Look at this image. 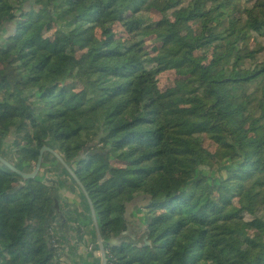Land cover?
<instances>
[{"label":"trees","instance_id":"obj_1","mask_svg":"<svg viewBox=\"0 0 264 264\" xmlns=\"http://www.w3.org/2000/svg\"><path fill=\"white\" fill-rule=\"evenodd\" d=\"M205 48L210 60L195 55ZM168 70L188 84L161 93L154 77ZM10 133L24 139L20 161L58 148L74 167L107 264H264V0H0V137ZM204 134L219 157L202 147ZM47 156L56 161L46 153L42 166ZM210 159L225 172L211 183L202 174L215 168ZM110 160L123 164L114 191V176L99 182ZM2 166L0 264H57L58 182Z\"/></svg>","mask_w":264,"mask_h":264},{"label":"rangeland","instance_id":"obj_2","mask_svg":"<svg viewBox=\"0 0 264 264\" xmlns=\"http://www.w3.org/2000/svg\"><path fill=\"white\" fill-rule=\"evenodd\" d=\"M190 0H184V5L186 3H188ZM240 5L242 6H250L254 3V0H236ZM147 17H150L153 20H157L160 18V16L155 13H148ZM200 29V22H196V23H191L189 24V27L185 30L184 35L187 36L189 34L192 33H196L198 32ZM112 31L114 32V34L116 35V38H119L121 41H124L128 38V34L125 31V28L122 27L121 24H116L112 27ZM42 33L44 38H46L47 40V45L50 46L51 45V41H52V30L51 29H42ZM263 42L262 38L258 39L257 41L252 39L249 42V47L251 50L256 49L257 46H259L261 44V42ZM145 49L146 51L149 53L150 57H154L157 56L160 53V43L152 38H147L145 40ZM82 48H76V56H79L82 52H81ZM212 48H205L199 52H197L195 55L196 56H206L208 58V60L211 59L212 56ZM162 58H159V61ZM155 81H156V86L158 88V90L161 93L167 92L169 91L171 88H173L175 86L176 83H182L183 86H186L188 84V81H185V79L178 75L174 70H168L162 73H158L155 75ZM68 86L71 87L72 92L75 93H79L81 90V83L80 82H71L68 84ZM255 110V109H254ZM253 110V111H254ZM32 134V132L30 130H28V132L26 133L25 136H30ZM1 138V137H0ZM202 147L211 155H216V156H220V154L222 153V148L218 147L211 139L208 135L204 134L202 135ZM24 139L20 138H14L13 133H10V135L3 139L1 138V142H0V156L7 160L10 159L12 161H14V165L17 166L19 169L21 168H25V171H28V173L26 174H30L34 168L36 163H25L20 161L21 159L18 157V155H16V151L20 148H22L24 146ZM55 152L62 157V154L60 153V151L58 150V148H55ZM45 155V154H44ZM48 158L46 159V163L45 166H41L42 168L40 169L38 176H43L40 177V181H44V179L42 178H46V179H51L53 181H57L60 184V187L58 189L55 190V194L57 195V200L60 203V207H61V211L64 212V214L66 215L67 213H69V217L72 216V221H69L68 224V228H64V231H69V233H72V236L76 239L79 238L80 233H83V231L85 230V226L84 224L81 223V218H82V211H85V213L90 215V210L87 207V202L85 197H81L80 194V190H78V188L74 187L71 183V181L64 175L63 170L64 169H60L57 166L56 161H53L49 156H47ZM216 160L217 159H210V164H213V167H215L214 165H216ZM43 163V161H42ZM109 164L112 168V170H110L109 173L103 175L101 178H99V182L103 183L106 182L111 176L115 177V181L112 184V187L110 188L111 191H114L116 189V187L118 186L119 182H120V174H119V170L121 168H123V164L119 163V162H115L113 160L109 161ZM225 164H229V160H224V162L222 163V166H225ZM30 167H27L29 166ZM51 165H54L56 168V172L51 174L49 167ZM3 167V166H2ZM27 167V168H26ZM74 168V167H73ZM73 168L70 167V169L73 171ZM217 167H215L214 169L208 171H203L202 174L204 175L205 178L208 179V182H212L215 180H219L221 178V174L222 177L225 175L224 170L222 171H218L216 170ZM32 170V171H31ZM65 171V170H64ZM30 172V173H29ZM74 172V171H73ZM198 173L201 174V172L198 171ZM66 183V186L63 185ZM68 186L69 189H71L72 187L75 188V193L77 192V194H79L80 197L76 196L75 194L73 195V192H71V190H68ZM217 190V189H216ZM80 191V192H79ZM70 202L69 205H67L66 203ZM72 202H76L74 204L71 203ZM78 201H82L83 202V208L80 207L78 205ZM237 202V200H234V204ZM67 206V207H66ZM138 218H140L142 215L141 214H137ZM136 217V218H137ZM244 219L237 222V225L240 226L242 224H244L245 222H248L251 220V216L249 214H244ZM134 221H137L136 219ZM53 223L51 224L50 228H49V233L51 234V236H54V240L58 241V248L59 251L56 254V258H55V262L57 264H59L57 261L59 259V256L62 255V253L66 252L64 251L65 248H69V242L66 240H63L62 236L60 235V226L61 223H59V219L55 218V216H53ZM137 223V222H135ZM71 226V227H70ZM77 230V231H76ZM77 232V233H76ZM59 234V236H58ZM62 239V240H61ZM56 243V242H55ZM56 243V244H57ZM53 245V244H52ZM61 246H65V248L61 247Z\"/></svg>","mask_w":264,"mask_h":264},{"label":"crops","instance_id":"obj_3","mask_svg":"<svg viewBox=\"0 0 264 264\" xmlns=\"http://www.w3.org/2000/svg\"><path fill=\"white\" fill-rule=\"evenodd\" d=\"M6 161L10 163L11 165H13L14 163V161L10 159H7ZM63 185L66 186V183ZM59 187H60V184L58 182L56 189H58ZM68 190L69 191L71 190V192H73V195L75 194L76 196L80 197L79 194H77V192L75 193L74 191L75 188L72 187L71 189H69V186H68ZM71 203L74 204L76 202L71 201ZM77 203L80 207L82 208L84 207L82 201H78ZM66 204L67 205L70 204L69 200ZM60 206L61 205L57 200L56 210L57 212H59L58 219H59V223H61L60 235L63 237L62 238L63 240H66L69 242L70 246L69 248H65V246H61L65 248L64 251L66 252L62 253V255L59 256V259L57 262L59 264H101V257H100L99 247L97 244L95 229L92 223L91 214L89 215L85 213V211H82L83 216L81 218L82 220L81 223L84 224L85 230L83 231V233H80L78 239L77 238L75 239L72 236L73 232L69 233V231H66V230L64 231V228L65 229L68 228L69 221H72V216L69 217L70 212L65 215L64 212L61 211Z\"/></svg>","mask_w":264,"mask_h":264},{"label":"water","instance_id":"obj_4","mask_svg":"<svg viewBox=\"0 0 264 264\" xmlns=\"http://www.w3.org/2000/svg\"><path fill=\"white\" fill-rule=\"evenodd\" d=\"M46 153L50 154L51 156H53L56 159V161L63 167V169L68 173V175L74 180V182L76 183V186L78 187V189L81 191V193L85 197L87 205H88V208L90 210L92 223H93V226H94V229H95V234H96V238H97V244H98V247H99V252H100V257H101V264H107L106 252H105L103 240H102L101 235H100L97 216H96V214L94 212L92 203H91L90 199L88 198V195L86 194V192L84 190V187L78 181V179L76 178L74 172L64 162V160H63V158L61 156H59L54 150H52V149H50L48 147L41 148V150L39 151V156H38L35 168L30 174H26V173H23V172L19 171L13 165L8 163L5 159H3L1 156H0V164H2L9 171H11V172L15 173L16 175L20 176L23 180H32V179H35L38 176V173H39V171L41 169V166H42V161H43L44 154H46Z\"/></svg>","mask_w":264,"mask_h":264},{"label":"built area","instance_id":"obj_5","mask_svg":"<svg viewBox=\"0 0 264 264\" xmlns=\"http://www.w3.org/2000/svg\"><path fill=\"white\" fill-rule=\"evenodd\" d=\"M52 244H53V247L54 248H57L58 247V245L55 243V240L54 239H52Z\"/></svg>","mask_w":264,"mask_h":264}]
</instances>
